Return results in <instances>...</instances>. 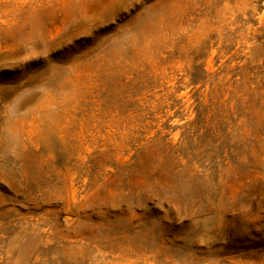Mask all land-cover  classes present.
I'll list each match as a JSON object with an SVG mask.
<instances>
[{
    "label": "rangeland",
    "instance_id": "374dc122",
    "mask_svg": "<svg viewBox=\"0 0 264 264\" xmlns=\"http://www.w3.org/2000/svg\"><path fill=\"white\" fill-rule=\"evenodd\" d=\"M0 264H264V0H0Z\"/></svg>",
    "mask_w": 264,
    "mask_h": 264
}]
</instances>
